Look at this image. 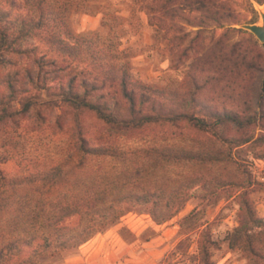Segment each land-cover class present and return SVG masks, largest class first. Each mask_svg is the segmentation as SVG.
<instances>
[{
  "label": "trees",
  "instance_id": "16d2710c",
  "mask_svg": "<svg viewBox=\"0 0 264 264\" xmlns=\"http://www.w3.org/2000/svg\"><path fill=\"white\" fill-rule=\"evenodd\" d=\"M89 3L0 0V55L11 51V38L40 46L7 80L0 132L31 127L54 145L51 164L18 173L3 168L11 155L0 146V264H40L78 250L137 207L165 224L198 188L212 196L229 187L239 206L229 245L247 264H264L254 184L231 172L236 151L264 152V44L233 41L231 33L248 32L232 27L230 0H132L131 18L146 15L169 67L187 66L180 89L160 88L132 73L125 34L72 31L71 12L94 13ZM211 28L224 33L208 47ZM49 84H57L51 103L61 108L53 123L32 115L34 98L15 104L18 88L49 93ZM198 214L183 217L180 231L197 237L195 264H218L213 223Z\"/></svg>",
  "mask_w": 264,
  "mask_h": 264
},
{
  "label": "rangeland",
  "instance_id": "374dc122",
  "mask_svg": "<svg viewBox=\"0 0 264 264\" xmlns=\"http://www.w3.org/2000/svg\"><path fill=\"white\" fill-rule=\"evenodd\" d=\"M255 2L230 0L238 20L233 28L241 29L237 26L261 22ZM131 5L132 0H90L87 7L95 12L73 11L69 16V24L74 33L98 32L103 36L125 34L121 43L122 48L132 53V73L160 88L180 89L185 82L187 66L179 70L169 67L170 60L164 41L157 40L155 29L148 23L143 12H137L131 18ZM103 20L106 21L105 25ZM247 32L231 33L233 41L246 42L251 39L261 44L251 32ZM222 33L224 29H209L205 34L208 47L212 45L213 38ZM10 40L11 51L0 55V101L8 99L10 91L6 88L7 80L15 76L19 67L30 63L28 56L35 55L30 51L40 47L31 38ZM49 85L53 87L49 93H40L31 87L25 93L22 88H18L15 104L22 109L24 100L34 98L32 115L40 112L46 121L53 123L61 113V108L51 103L56 99L53 93L57 84ZM50 138L49 135L33 131L31 127L18 130L6 128L4 133L0 132V146L9 151L11 160L3 168L18 173L21 169H33L37 163L51 164L54 145ZM202 145L196 144L198 147ZM234 158L237 164H233L231 172L241 176L244 174L251 179L254 184L251 197L257 204L259 216L264 218V152L245 146L235 152ZM238 209L235 187L226 188L212 196H207L202 188H198L182 212L165 224H155L145 208L137 207L128 212L118 224L95 236L87 245L61 256L44 258L40 264H195L192 255L197 249V237L183 234L179 226L181 219L191 212H197L198 218L213 223V238L217 242L214 259L218 264H247L242 251L232 249L228 240V234L237 226Z\"/></svg>",
  "mask_w": 264,
  "mask_h": 264
},
{
  "label": "water",
  "instance_id": "95a60500",
  "mask_svg": "<svg viewBox=\"0 0 264 264\" xmlns=\"http://www.w3.org/2000/svg\"><path fill=\"white\" fill-rule=\"evenodd\" d=\"M255 3L261 16V22L255 24L238 25L237 27L251 32L261 44H264V7L257 1Z\"/></svg>",
  "mask_w": 264,
  "mask_h": 264
},
{
  "label": "crops",
  "instance_id": "0c3cea01",
  "mask_svg": "<svg viewBox=\"0 0 264 264\" xmlns=\"http://www.w3.org/2000/svg\"><path fill=\"white\" fill-rule=\"evenodd\" d=\"M94 239V238H93ZM93 239H91L89 242H87L85 245H87L88 243H90ZM85 245H83V246H85ZM88 260V258H86L85 259V261H87Z\"/></svg>",
  "mask_w": 264,
  "mask_h": 264
}]
</instances>
